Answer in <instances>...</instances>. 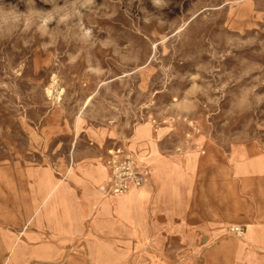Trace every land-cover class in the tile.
<instances>
[{"label":"rangeland","instance_id":"374dc122","mask_svg":"<svg viewBox=\"0 0 264 264\" xmlns=\"http://www.w3.org/2000/svg\"><path fill=\"white\" fill-rule=\"evenodd\" d=\"M0 9L12 18L0 26V184L9 161L61 175L72 157L108 162L93 130L113 126L111 141L130 144L151 127L166 157L213 144L234 193L264 200V0H0ZM171 195L178 201L177 181ZM243 226L246 235L224 228L192 248L164 242L159 219L124 264L136 255L151 264L154 250L199 256L220 238L237 256L253 248ZM31 228L20 232L25 264H65L67 242L38 245Z\"/></svg>","mask_w":264,"mask_h":264},{"label":"crops","instance_id":"0c3cea01","mask_svg":"<svg viewBox=\"0 0 264 264\" xmlns=\"http://www.w3.org/2000/svg\"><path fill=\"white\" fill-rule=\"evenodd\" d=\"M140 134L130 144L111 141L117 136L113 126L90 134L107 151L115 146L130 149L150 172L146 184L119 196L100 190L111 174L103 155L90 160L72 157L61 175L54 166L42 168L20 160L2 164L0 264H25V240L20 232L30 227L43 241L38 245L62 250L67 242L71 251L65 264H124L130 249L136 253L147 246L159 219L164 221V242L176 240L192 248L213 241L224 228L228 232L230 222H239L247 226V242L253 248L247 245L234 256L232 247L220 238L199 256L184 254L174 260L151 251V264H264V200L234 193L227 156L213 144H205L198 146L197 157L185 153L166 157L156 150L151 127ZM174 181L178 184L176 202L171 195ZM143 263L141 255L133 258L132 264Z\"/></svg>","mask_w":264,"mask_h":264},{"label":"built area","instance_id":"2783aa9c","mask_svg":"<svg viewBox=\"0 0 264 264\" xmlns=\"http://www.w3.org/2000/svg\"><path fill=\"white\" fill-rule=\"evenodd\" d=\"M108 163L111 169L110 177L100 186L104 193L122 195L143 186L150 178L148 169L139 164L134 153L126 147L115 146L108 149ZM228 231L238 236L244 235L245 232L240 225H230Z\"/></svg>","mask_w":264,"mask_h":264},{"label":"clouds","instance_id":"9594fccd","mask_svg":"<svg viewBox=\"0 0 264 264\" xmlns=\"http://www.w3.org/2000/svg\"><path fill=\"white\" fill-rule=\"evenodd\" d=\"M5 19H8L9 22H12V18L8 16L7 13H5L2 9H0V26L3 25Z\"/></svg>","mask_w":264,"mask_h":264},{"label":"bare ground","instance_id":"6f19581e","mask_svg":"<svg viewBox=\"0 0 264 264\" xmlns=\"http://www.w3.org/2000/svg\"><path fill=\"white\" fill-rule=\"evenodd\" d=\"M109 164V163H108ZM149 171V170H148ZM113 196H119V195H113Z\"/></svg>","mask_w":264,"mask_h":264}]
</instances>
